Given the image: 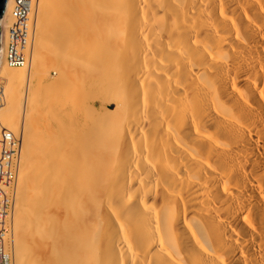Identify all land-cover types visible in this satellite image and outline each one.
<instances>
[{
  "label": "bare ground",
  "instance_id": "1",
  "mask_svg": "<svg viewBox=\"0 0 264 264\" xmlns=\"http://www.w3.org/2000/svg\"><path fill=\"white\" fill-rule=\"evenodd\" d=\"M31 2L0 60L11 264H264V0Z\"/></svg>",
  "mask_w": 264,
  "mask_h": 264
},
{
  "label": "built area",
  "instance_id": "2",
  "mask_svg": "<svg viewBox=\"0 0 264 264\" xmlns=\"http://www.w3.org/2000/svg\"><path fill=\"white\" fill-rule=\"evenodd\" d=\"M31 8V0H13L11 15L13 16L14 24L7 31L5 26H3L2 19H0V60L1 52L4 49V52H6V64L11 68L16 67L25 59L23 50L26 48V37L28 34L26 24L29 21L28 16ZM1 103L2 96L0 93V104ZM6 182L7 181H4L3 177L0 175V206L2 203L7 202L4 192V186H6ZM8 217L9 213L7 214L6 211L0 213V264H11L12 262L9 251H6V238L3 236V234L7 232L4 226L6 225V219Z\"/></svg>",
  "mask_w": 264,
  "mask_h": 264
},
{
  "label": "water",
  "instance_id": "3",
  "mask_svg": "<svg viewBox=\"0 0 264 264\" xmlns=\"http://www.w3.org/2000/svg\"><path fill=\"white\" fill-rule=\"evenodd\" d=\"M8 0H0V19L4 15L6 4Z\"/></svg>",
  "mask_w": 264,
  "mask_h": 264
},
{
  "label": "rangeland",
  "instance_id": "4",
  "mask_svg": "<svg viewBox=\"0 0 264 264\" xmlns=\"http://www.w3.org/2000/svg\"><path fill=\"white\" fill-rule=\"evenodd\" d=\"M52 77H54V78H55V77H57V76L54 74Z\"/></svg>",
  "mask_w": 264,
  "mask_h": 264
}]
</instances>
